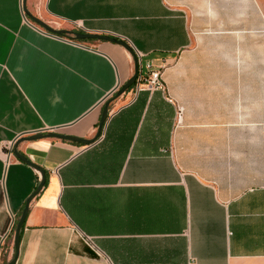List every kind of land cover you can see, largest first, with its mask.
Instances as JSON below:
<instances>
[{
	"label": "crops",
	"instance_id": "crops-1",
	"mask_svg": "<svg viewBox=\"0 0 264 264\" xmlns=\"http://www.w3.org/2000/svg\"><path fill=\"white\" fill-rule=\"evenodd\" d=\"M26 7L31 10L30 0ZM45 33L0 0V264H264V15L257 0H44ZM60 30V29H58ZM64 30V29H62ZM92 244H87L84 237ZM4 263V264H5Z\"/></svg>",
	"mask_w": 264,
	"mask_h": 264
},
{
	"label": "water",
	"instance_id": "water-1",
	"mask_svg": "<svg viewBox=\"0 0 264 264\" xmlns=\"http://www.w3.org/2000/svg\"><path fill=\"white\" fill-rule=\"evenodd\" d=\"M21 11H22V14L26 18H28L31 21L32 24H34L36 27H38L39 29H41L45 33L52 34V35H55V36L71 35L74 40H78V41H103V42L114 43V44H117V45L121 46L124 50H126V52L129 53V55L132 57V60H133V75H132V77L130 79H128L116 91V93L112 97V99H114L115 97H118L119 95H121L122 93L127 91V89L132 84L135 83L137 72H138L137 59H136L132 49L130 48V46L125 41H123L122 39H118L116 37H111L109 35H101V34H96V33H83V32H79V31L53 29L50 26H48L47 24H45L44 22H42L37 17H34L28 11V9L26 7V0H21ZM112 99H109L108 101H106L104 103L102 111H101L100 119H99V122H98V125H97V130L95 132V135L91 139H82V138L69 136V135H65V134H60V133H55V132H48V133H45V134L34 133V134H32V135H30L28 137H20V138H18V139H16L14 141V143H13V153H12L13 156L15 158H17L18 160L30 165L32 168L36 169L37 171H39L40 174H41V180H40L38 186L36 187V189L26 199V201L24 203V206H23V209H22V212H21L19 218L16 221V224H15V227H14V230H13V238H12L13 256L5 264H14L15 261H16V258L18 256L19 242H20V232H21V229L23 227V223H24V220H25V217H26V213H27V210H28V204L38 194V192L40 191V189L42 188V186L44 184V172H43V170H41L36 165L30 163L26 158H24L16 150V147H17L18 143L23 141V140H36V139H40V138H54V139H58V140H61V141H68V142L81 144V145H89V144L93 143L97 139V137L100 135V132H101V130L103 128V125H104V123L106 121V118H107L108 105H109V103H110V101Z\"/></svg>",
	"mask_w": 264,
	"mask_h": 264
},
{
	"label": "built area",
	"instance_id": "built-area-1",
	"mask_svg": "<svg viewBox=\"0 0 264 264\" xmlns=\"http://www.w3.org/2000/svg\"><path fill=\"white\" fill-rule=\"evenodd\" d=\"M132 51L139 56L138 53L135 51V49L132 47V45L125 41ZM135 84L137 85V89L142 87L146 90H160L164 91V85L161 80V72L160 69H154L150 64L146 65V72L143 73L141 71V67H139V70L137 72ZM87 244H92L91 239L89 237H84Z\"/></svg>",
	"mask_w": 264,
	"mask_h": 264
},
{
	"label": "rangeland",
	"instance_id": "rangeland-1",
	"mask_svg": "<svg viewBox=\"0 0 264 264\" xmlns=\"http://www.w3.org/2000/svg\"><path fill=\"white\" fill-rule=\"evenodd\" d=\"M258 3L260 4L261 8H262V12L264 15V0H257ZM30 4H31V10H28L34 17H37L38 19H40L42 22H44L45 24H47L48 26H50L53 29H64V30H69V31H77L74 30L72 27L68 26V25H62V26H57L54 23H46L44 20H47V18H45V16H43V8H44V0H30ZM69 37L72 38L71 35H69ZM92 41H88L86 43H91ZM12 238H13V232L10 236V243L12 244Z\"/></svg>",
	"mask_w": 264,
	"mask_h": 264
},
{
	"label": "trees",
	"instance_id": "trees-1",
	"mask_svg": "<svg viewBox=\"0 0 264 264\" xmlns=\"http://www.w3.org/2000/svg\"><path fill=\"white\" fill-rule=\"evenodd\" d=\"M27 19H28V18H27ZM28 20H29V19H28ZM29 21H30V20H29ZM30 22H31V21H30ZM60 37L68 38L69 40H72V41L77 42V43L88 42V41H78V40H74L73 38L69 37V35H60ZM15 224H16V223H14V225H13V227H12V230H11V232H10V236H11L13 230H14ZM9 239H10V237H9ZM4 263H5V261L3 260L1 264H4Z\"/></svg>",
	"mask_w": 264,
	"mask_h": 264
}]
</instances>
